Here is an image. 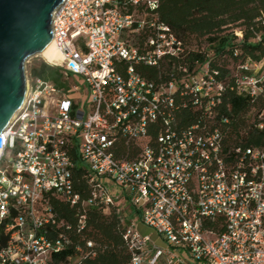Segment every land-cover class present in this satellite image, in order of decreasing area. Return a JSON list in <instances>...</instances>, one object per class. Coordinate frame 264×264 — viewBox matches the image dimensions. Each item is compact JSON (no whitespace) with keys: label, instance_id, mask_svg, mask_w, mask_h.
Segmentation results:
<instances>
[{"label":"built area","instance_id":"obj_1","mask_svg":"<svg viewBox=\"0 0 264 264\" xmlns=\"http://www.w3.org/2000/svg\"><path fill=\"white\" fill-rule=\"evenodd\" d=\"M157 5L61 0L52 12L51 38L61 60L41 58L59 68L67 95L25 65L22 104L0 133V225L13 230L0 264H49L50 253L65 245L61 236L46 240L41 229L55 222L50 197L70 205L79 200L68 154L74 141L88 172L84 203L114 208L126 221L128 264H264V147H224L210 120L223 87L206 69L159 83L133 69L180 50L156 23ZM142 30L149 35L138 50L128 34ZM254 69L239 79L249 98L261 92ZM188 104L194 120L181 124L177 112ZM150 126L157 130L153 139ZM138 223L164 246L140 234Z\"/></svg>","mask_w":264,"mask_h":264},{"label":"trees","instance_id":"obj_2","mask_svg":"<svg viewBox=\"0 0 264 264\" xmlns=\"http://www.w3.org/2000/svg\"><path fill=\"white\" fill-rule=\"evenodd\" d=\"M154 13L156 23L169 29L180 43V50L162 56L155 65L134 64V71L148 81L159 83L206 69L223 87L210 120L211 126L222 133L224 147L236 142L244 147H264V118H258L264 112V0H158ZM148 35V30L136 32L134 41L129 42L140 50ZM254 65L259 68L261 92L249 98L241 92L239 79L252 75ZM125 66L123 62L118 63V71L123 72ZM32 73L67 95L59 69L42 63L34 66ZM193 114L188 104L177 112L176 119L181 124L191 123ZM259 122H263L262 128L257 127ZM156 134L155 127L150 126L147 138L153 139ZM68 154L73 164V191L79 200L70 205L58 198H49L55 222L44 224L41 232L50 242L59 236L66 241L60 251L50 253L49 264H128L133 252L123 239L126 221L120 219L114 208L104 212L84 203L90 192L86 181L88 172L79 159L76 141L69 143ZM81 216L84 220L80 228ZM5 224L4 221L0 225V249L13 231L5 228Z\"/></svg>","mask_w":264,"mask_h":264},{"label":"water","instance_id":"obj_3","mask_svg":"<svg viewBox=\"0 0 264 264\" xmlns=\"http://www.w3.org/2000/svg\"><path fill=\"white\" fill-rule=\"evenodd\" d=\"M60 3L0 0V133L23 99L26 62L51 39V14Z\"/></svg>","mask_w":264,"mask_h":264},{"label":"bare ground","instance_id":"obj_4","mask_svg":"<svg viewBox=\"0 0 264 264\" xmlns=\"http://www.w3.org/2000/svg\"><path fill=\"white\" fill-rule=\"evenodd\" d=\"M39 56H41L46 62L50 64L57 63L61 60V55L58 49L56 48L55 43L53 42L52 38L48 41V43L45 45L43 50L39 53ZM21 104H22V101L20 102V105ZM20 105H18V107L16 108L17 109L16 111H18ZM16 111L14 112V114L16 113Z\"/></svg>","mask_w":264,"mask_h":264},{"label":"rangeland","instance_id":"obj_5","mask_svg":"<svg viewBox=\"0 0 264 264\" xmlns=\"http://www.w3.org/2000/svg\"><path fill=\"white\" fill-rule=\"evenodd\" d=\"M134 35H135V33L134 34H129V37H128V40L132 43L133 41H134ZM29 62L27 63V64H25L26 65V70L27 71H31V69L34 67V66H38V65H40V64H42V63H45L44 61H43V59L41 58V56H39V54L38 55H35V56H33V57H31L29 60H28ZM46 64V63H45ZM47 65V64H46ZM49 66V65H48ZM49 67H51V66H49ZM51 69H59V68H57V67H51ZM79 82H81L80 81V79L77 77L76 78ZM85 100H86V94L84 95V97H83V102H85Z\"/></svg>","mask_w":264,"mask_h":264},{"label":"crops","instance_id":"obj_6","mask_svg":"<svg viewBox=\"0 0 264 264\" xmlns=\"http://www.w3.org/2000/svg\"><path fill=\"white\" fill-rule=\"evenodd\" d=\"M123 209L125 210V209H127V207L126 206H123ZM136 229L138 230V232L140 234H142V235H148L152 239V241L155 242L157 245L164 246V243L154 234V232L151 229H149L147 227H144L140 223H138L136 225Z\"/></svg>","mask_w":264,"mask_h":264}]
</instances>
